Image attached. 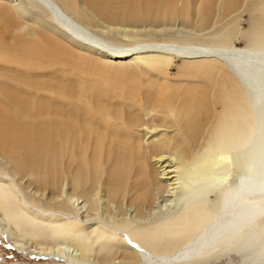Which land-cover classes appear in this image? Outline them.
I'll return each instance as SVG.
<instances>
[{"label": "bare ground", "instance_id": "obj_1", "mask_svg": "<svg viewBox=\"0 0 264 264\" xmlns=\"http://www.w3.org/2000/svg\"><path fill=\"white\" fill-rule=\"evenodd\" d=\"M184 1L174 10L171 5L177 0H0V85H22L14 88L13 114L21 117L25 111L30 116L31 99L38 93L46 100L56 95L54 86H41L51 85L53 79L31 86L36 74H61L65 78L61 85L68 79L84 84L80 66L101 58L110 64H142L166 80L134 94L125 85L113 89L67 85L84 104L81 111L76 104L78 109L72 112L74 97H61V109L68 108L66 114L61 110V117L64 114L67 121L61 140L55 136L51 148L41 136L46 121L40 122L33 141L17 126L7 127L2 118L0 162L9 165V172L0 171V229L19 251L28 240L41 238L72 243L84 255L101 254L104 248L107 259L113 254L131 255L142 264H204L225 255L238 256L240 264H264V207L261 199L246 197L264 186V0H195L194 4L204 23L214 13L237 17L243 7L260 13L245 33L261 39L258 45L231 44L237 33L234 22L222 30L226 45L194 43L189 38L134 41L112 50L100 45L106 40L99 32L130 29L120 20L130 21L132 26H126L132 32L147 22L157 29L177 22L176 18L188 22L194 0ZM224 46L232 52L214 49ZM18 52L24 54L16 57ZM45 52L52 58H33ZM175 57L195 60L193 66L204 75L201 82L172 84L166 69ZM13 66L21 71L11 72ZM98 93L108 96L110 109L99 104ZM84 115L87 124L79 121ZM28 145L34 148L29 150ZM30 151L36 159L29 158ZM232 151L240 165L238 174L233 171ZM28 189L40 197L48 190L56 201L61 196V209L38 205ZM102 191L110 201L127 202L140 212L154 206L158 196L165 201L173 196V201L156 217L138 224L90 223V205ZM79 198L89 203L81 204ZM30 216L42 217L46 230L36 233L26 228L24 222L32 223ZM60 218L62 224L50 222ZM121 229L133 239L134 250H118L128 242ZM36 246L32 252L39 249ZM48 249L57 251V258L67 264H81L59 246Z\"/></svg>", "mask_w": 264, "mask_h": 264}, {"label": "rangeland", "instance_id": "obj_2", "mask_svg": "<svg viewBox=\"0 0 264 264\" xmlns=\"http://www.w3.org/2000/svg\"><path fill=\"white\" fill-rule=\"evenodd\" d=\"M185 4L184 0H177V3L171 5L172 9L176 10V6L179 8L183 7ZM195 0L193 1L192 6L190 7V11L192 16L190 17V20L188 22H184L180 18H176L177 22L174 21L172 24H168L166 26H162L157 29V27L147 26V23L141 24L142 26L145 25V27L140 26L139 31L134 29L136 32H132L131 22L127 19L120 20L122 24H125L124 26L128 29L121 30V31H106L99 32L98 34L103 37L106 41L104 44H100L104 46L105 50H112V49H122L125 48L128 44L133 43L134 41H167V40H180L183 38H189L192 39L194 43H200V44H220V45H226L228 43L225 42L224 36L222 35L223 29H229L234 26L237 30V33L234 35L231 44L235 45L236 47H245V46H252V45H258L262 40L254 37H249L245 33L250 29L253 22L255 21L256 16H258L260 13L250 11V8L247 9V7H243L239 13V15L236 17L235 14H230L229 16H222L219 15V13H214L212 18L204 23L201 22L199 19V16L194 8ZM263 13V12H262ZM236 17V19H234ZM119 24V20L115 21ZM128 25V26H126ZM159 27V26H158ZM166 27V28H164ZM168 27V28H167ZM139 28V27H138ZM144 28V30H143ZM125 34H124V33ZM136 33V34H135ZM213 37V38H212ZM112 43V44H111ZM116 44V45H113ZM121 46H117V45ZM111 45V46H110ZM123 45V46H122ZM216 51H220L223 53L229 54L232 52V50H229L228 46H224L222 48H214ZM24 53L18 52L15 53V56L18 57L20 55H23ZM50 52H45V54L38 58L37 56L33 55L34 59H42L47 60L51 57ZM108 62V64H102L101 62ZM197 63L195 60H188L185 58L175 57L172 59L171 64L167 67L166 73L168 74L170 78V82L174 85H188L190 83L201 82V79L204 77V75L198 71L193 65ZM80 69L85 73L86 79L85 83H74L72 80L68 79L67 82L63 85H61V82L65 80V78L61 74L52 75L48 74L46 77H39L40 74H36L37 77L34 78V83H32V87H37V82H41L43 84L47 83L48 79H53L51 85H41V86H54L56 89V95L51 97L50 100H46L42 98V94L38 93L37 96L33 97L31 99V115L27 116L26 112H23V115L20 117L18 114H13L12 108L14 107V101H13V92L14 88L16 86L22 88V85H0V121L2 118H4L2 121L5 123L7 127L17 126L22 131H25L28 133V136L35 141L38 137V127L42 124L41 121H46L47 127H45V131L41 135L45 139V144L48 148H51L53 144H50L55 140V136H57L58 140H61V134H62V125L63 121H67V117L64 115L67 113V107H63L61 109V97L63 99L64 96L70 98L74 97V102L70 103V105L74 104V107L72 108V112H74L76 107L79 106V110L82 108L84 101L80 102V99H76L74 94L70 91L69 87L67 85H93L98 86L103 89L112 88L114 85H125L129 86V91L134 94L137 91L141 92H147L149 90H152L154 85H162V83H165L166 80L162 77V75L158 76V73H155L151 70H148L145 68L142 64L130 62L125 65H117V64H110L108 59L101 58L99 62L89 63L87 65L80 66ZM15 71H21L17 66H13L11 72ZM61 75V77H60ZM140 85H146L145 88L137 89ZM99 94V104L102 106H107L109 109L112 107L111 103L109 102L108 96L104 95V93H98ZM97 102V101H96ZM95 102V103H96ZM104 104H102V103ZM72 106H70L71 108ZM58 109V113L52 112L55 109ZM219 108V106L217 107ZM47 110L48 114H43V111ZM61 110L64 112L61 117ZM81 111V110H80ZM50 113V114H49ZM153 116V114L150 115V117ZM81 124H87L86 123V115L82 116L81 120H79ZM31 123L30 127L29 124ZM72 123V118H71ZM69 124V126L71 125ZM68 125L65 126L66 129L69 128ZM49 143V144H48ZM29 150L34 148V145H28ZM235 151H232L230 153V156L232 158L233 163L235 164L236 169L234 168L235 174L239 173V163L236 157L234 156ZM236 154V153H235ZM29 158L36 159V155H33V151H30L28 153ZM2 163V164H1ZM60 165V164H59ZM9 165L5 164L3 161L0 162V171H7ZM238 172V173H237ZM233 176V175H232ZM184 177V176H183ZM181 177L182 181H185ZM26 181V182H25ZM24 182L27 183L28 178ZM22 186H24V184ZM28 193L30 196L35 197L34 202L40 205V203H44V206L48 210L52 211H59V206L61 205V196L60 201H56L51 199L50 191H45V196H35L33 191L31 192L30 189H28ZM66 195L69 197L68 193ZM67 196H63V199H68ZM100 196V197H99ZM66 197V198H64ZM96 202L94 204H91V216L93 217L92 222L96 221H102L106 222V224H126L127 221H134L136 224L140 223L142 220H150L156 215L164 211L167 207V205H170L173 201V196H168L170 202L165 201L163 197L158 196L156 203L154 206H148L145 207L141 212L138 211L134 206L131 204H128L127 202L124 203H116L112 202L108 199L107 195L104 191H102V194L97 196ZM246 197L250 200L254 199H261L260 204L264 207V186L262 185L259 189L252 190L249 192V194L246 195ZM100 198V199H99ZM40 199V200H39ZM210 199H214L215 197L211 196ZM79 201H83L81 204H84V202L89 203L84 198H79ZM169 203V204H168ZM127 204V205H126ZM121 205V206H120ZM61 207V206H60ZM36 209V207H33ZM122 208V209H121ZM125 211V212H124ZM61 212V210H60ZM32 223L30 225L25 224L26 228H30L36 233H40L41 231H45L46 227L44 226V219L42 217L36 218L33 216H30ZM56 221H50L55 224H62L63 220ZM96 220V221H94ZM264 222V219L262 220ZM121 236L127 239L128 242H123L118 250H127L128 248H131L134 250L133 245V239H130L129 235L125 230L121 229L119 230ZM15 232L18 233V231L15 230ZM12 239L7 238L4 236L0 229V264H67V262L61 258H57V251L51 252L50 248H54L56 246L61 247L64 251V253H67L71 256H75L74 258H77L81 264H142L141 261L138 258H134L131 255H125V258H122L119 255H112L111 258H105L102 253L106 254V249H101V254L94 253V254H88L84 255L81 253V251L77 248L75 245L69 244V242H64L62 240L56 241V242H50L48 240H44L41 238H38V242H35L33 240H28V242L25 244V248L23 251H19L18 248H15L12 244ZM15 243V241H13ZM38 243H44V248L38 247ZM49 244V245H48ZM37 245V246H36ZM178 245H181L180 242H178ZM35 246L39 249H36L34 251ZM178 247V246H177ZM40 248L42 250H40ZM58 249V247H57ZM56 250V249H55ZM171 250V249H170ZM169 250V251H170ZM39 251H42L41 254ZM168 251V252H169ZM51 252V253H50ZM37 253V254H36ZM40 254V255H38ZM53 254V255H52ZM79 256V257H78ZM111 259V260H110ZM105 260H110V262H106ZM147 264V263H146ZM204 264H240V259L236 255H225L221 256L217 260H210Z\"/></svg>", "mask_w": 264, "mask_h": 264}]
</instances>
